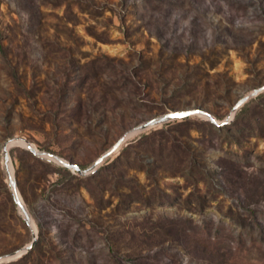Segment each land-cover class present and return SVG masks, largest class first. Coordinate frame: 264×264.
Listing matches in <instances>:
<instances>
[{
  "label": "rangeland",
  "instance_id": "374dc122",
  "mask_svg": "<svg viewBox=\"0 0 264 264\" xmlns=\"http://www.w3.org/2000/svg\"><path fill=\"white\" fill-rule=\"evenodd\" d=\"M261 87L264 0H0V264H264V92L231 114ZM186 110L228 122L132 134L86 177L12 148L26 225L8 139L86 169Z\"/></svg>",
  "mask_w": 264,
  "mask_h": 264
},
{
  "label": "water",
  "instance_id": "95a60500",
  "mask_svg": "<svg viewBox=\"0 0 264 264\" xmlns=\"http://www.w3.org/2000/svg\"><path fill=\"white\" fill-rule=\"evenodd\" d=\"M262 92H264V87L258 88L256 90L252 91L247 96L240 99L232 108L231 114H235L246 102H248L252 98L257 97ZM192 116H200V117L204 118L205 120L209 121L211 124H213L215 126H219V127L225 125L228 122V118L223 122H218V121H216V119L211 114H209L203 110H186V111L170 112V113L164 114L160 117H157L155 119L149 120L145 123H142L138 127L134 128L131 132L122 136L111 148H109L104 154H102L97 160H95V162L91 166H89L86 169H81L79 166L72 164V163L52 154V153L39 151L31 143H29L28 141H26L23 138L8 139L3 144V147H2L3 163H4V168H5V171L7 174V179H8V183L10 186L13 201H14L17 209L21 213L24 222L32 230V228H31L32 218H31L24 202L20 198V194H19V191L17 189L16 182L14 180V176L12 177V175L10 173V169H9V164L11 163L10 150L12 148H15V147L22 148L37 158H41V159H45V160L54 162L58 166L63 167L67 170H70L79 176L86 177V176L94 173L99 168V166L109 156H111L125 142V140L130 135L140 133V132H143V131L148 130L150 128L160 126V125H163L166 123H170L173 121H181L185 118H189ZM32 236H33L32 241L22 249V251H21L22 255L28 253L33 248V246L35 245L37 238H36V234H34L33 231H32Z\"/></svg>",
  "mask_w": 264,
  "mask_h": 264
},
{
  "label": "trees",
  "instance_id": "16d2710c",
  "mask_svg": "<svg viewBox=\"0 0 264 264\" xmlns=\"http://www.w3.org/2000/svg\"><path fill=\"white\" fill-rule=\"evenodd\" d=\"M247 103H248V102H246L242 107H244ZM243 109H244V108H242V110L239 111L240 116L244 114V112H243L244 110H243ZM60 169H63V168H60ZM63 170L69 172L67 169H63Z\"/></svg>",
  "mask_w": 264,
  "mask_h": 264
},
{
  "label": "bare ground",
  "instance_id": "6f19581e",
  "mask_svg": "<svg viewBox=\"0 0 264 264\" xmlns=\"http://www.w3.org/2000/svg\"><path fill=\"white\" fill-rule=\"evenodd\" d=\"M11 173V172H10ZM12 175V174H11ZM21 198V197H20Z\"/></svg>",
  "mask_w": 264,
  "mask_h": 264
}]
</instances>
